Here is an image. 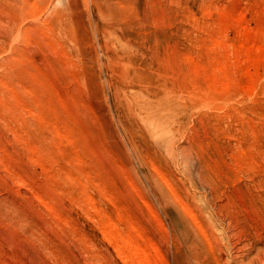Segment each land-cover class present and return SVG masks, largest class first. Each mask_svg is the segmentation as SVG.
I'll return each instance as SVG.
<instances>
[{
  "label": "rangeland",
  "instance_id": "1",
  "mask_svg": "<svg viewBox=\"0 0 264 264\" xmlns=\"http://www.w3.org/2000/svg\"><path fill=\"white\" fill-rule=\"evenodd\" d=\"M263 36L264 0H0V264H263Z\"/></svg>",
  "mask_w": 264,
  "mask_h": 264
},
{
  "label": "bare ground",
  "instance_id": "2",
  "mask_svg": "<svg viewBox=\"0 0 264 264\" xmlns=\"http://www.w3.org/2000/svg\"><path fill=\"white\" fill-rule=\"evenodd\" d=\"M248 24V23H247ZM250 28V27H248ZM263 28V26L261 27ZM264 37V36H263ZM263 43V42H262ZM263 49V48H262ZM261 49V50H262ZM258 50V49H257ZM260 50V51H261ZM264 52V51H263ZM259 55V54H258ZM260 62V61H259ZM262 63V62H261ZM264 63V62H263ZM263 67V66H262ZM264 69V67H263ZM173 96V95H172ZM171 97V96H170ZM174 100V99H172ZM176 102V99L175 101ZM173 102V103H174ZM166 104V103H165ZM164 105V104H163ZM162 106V105H160ZM167 107H170V106H167ZM173 108V107H171ZM173 110V109H172ZM171 110V111H172ZM173 112V111H172ZM169 113V112H168ZM167 113V114H168ZM174 114V113H173ZM165 115V114H164ZM140 116V115H139ZM143 122L146 124V126L150 129L151 132H161L165 129V120L163 119V117H161L159 115V112L156 113L155 111H150L148 110L145 115H143L142 117H140ZM169 118V117H168ZM168 121V119H167ZM187 152V156L189 155V152L188 151H185ZM184 153V152H183ZM190 156V155H189ZM190 158V157H189ZM186 159V158H185ZM186 161V160H185ZM188 168V166H187ZM192 236V235H191ZM194 238V237H193ZM196 239V238H195ZM195 242V241H194ZM209 242V241H208ZM216 242V241H215ZM190 244V243H189ZM195 244V243H194ZM209 243H207L206 245H208ZM219 245V244H218ZM190 246V245H189ZM210 246V245H209ZM229 246H230V243H229ZM232 246V245H231ZM194 247V246H192ZM197 247V246H196ZM208 247V246H206ZM223 247V246H222ZM229 248V247H227ZM234 248V246H233ZM211 249V248H210ZM214 249V248H213ZM223 249V248H222ZM236 249V248H235ZM192 250V249H191ZM195 250V248H194ZM201 250V249H200ZM238 250V249H236ZM262 250V249H260ZM210 251V250H209ZM259 251V250H258ZM215 252V251H214ZM257 252V251H256ZM212 253V252H211ZM260 253V252H259ZM258 253V254H259ZM193 254V252H192ZM197 254V253H196ZM195 254V255H196ZM255 254V253H254ZM257 254V253H256ZM194 255V254H193ZM264 255V254H263ZM207 257V256H206ZM128 259V258H127ZM128 260H131V259H128ZM205 261V260H204ZM244 261V257L242 255H240V253L238 254L237 251H233V250H230V249H224V250H221L219 249L216 253H215V256L214 258L212 259V264H246ZM247 261V260H246ZM248 264H253V263H256L255 261V258H249L248 259ZM133 262V261H132ZM196 262V261H195ZM262 262V261H261ZM198 263V262H197ZM196 264V263H195ZM264 264V263H263Z\"/></svg>",
  "mask_w": 264,
  "mask_h": 264
}]
</instances>
